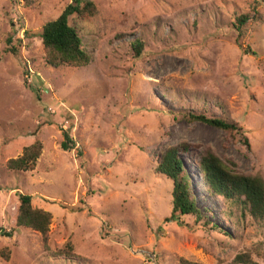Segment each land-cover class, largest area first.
Segmentation results:
<instances>
[{
  "label": "rangeland",
  "instance_id": "1",
  "mask_svg": "<svg viewBox=\"0 0 264 264\" xmlns=\"http://www.w3.org/2000/svg\"><path fill=\"white\" fill-rule=\"evenodd\" d=\"M71 1L0 0V264H235L241 252L264 264L263 228L223 216L197 165L208 147L239 173L264 176V0H92L94 16L69 18L90 62L52 68L40 27ZM241 14L249 18L238 35ZM34 141V168L8 170ZM182 144L198 221H166L172 183L157 165ZM19 193L51 212L46 244L16 225Z\"/></svg>",
  "mask_w": 264,
  "mask_h": 264
},
{
  "label": "trees",
  "instance_id": "2",
  "mask_svg": "<svg viewBox=\"0 0 264 264\" xmlns=\"http://www.w3.org/2000/svg\"><path fill=\"white\" fill-rule=\"evenodd\" d=\"M96 10L92 0H83L82 2L81 0H72L56 18L41 25L39 36L44 50V62L47 66L52 68L83 67L90 62L91 55L84 48L77 27L69 22V18L76 16V18L83 19L94 16ZM248 18V14H241L234 18L232 26L238 35L245 31V23ZM7 42H11L10 38L7 39ZM18 42L20 43V40ZM129 44L135 56H139L144 47L143 42L136 38ZM8 51L15 56L18 55L15 46L8 47ZM20 63L25 70L26 62L21 58ZM190 118L227 132L238 133L237 131H241V127L236 122L223 118L207 117L202 114H190ZM63 135L64 141L61 146L63 149H67L70 144L72 145V141L66 132ZM243 142L248 146L246 138ZM180 149L187 150V145L167 148L160 155L157 165L159 173L169 178L172 183L171 211L166 221H177L180 215H192L198 221L203 217L190 192L189 178L179 155ZM41 150L42 143L40 141H34L30 145L24 146L20 155L7 160L6 168L12 171L33 169ZM197 165L208 195L222 199L225 205L223 216L230 218L235 215V212H238L242 217H250L264 230V176L262 174L239 173L234 169L235 164L232 161H224L208 147L199 155ZM18 201L16 225L38 232L43 243L46 244L49 224L52 219L51 212L33 207L31 196L28 194L19 193ZM10 234L9 232L6 235L10 236ZM4 257L7 258L8 255H4ZM233 262L235 264H258L245 252L236 254ZM179 264L203 263L181 258Z\"/></svg>",
  "mask_w": 264,
  "mask_h": 264
}]
</instances>
